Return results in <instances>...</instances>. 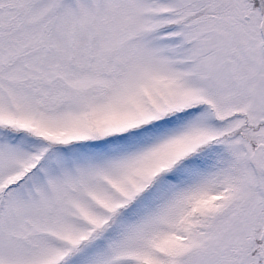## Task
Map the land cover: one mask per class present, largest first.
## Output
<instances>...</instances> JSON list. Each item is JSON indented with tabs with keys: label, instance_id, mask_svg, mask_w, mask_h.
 Returning a JSON list of instances; mask_svg holds the SVG:
<instances>
[{
	"label": "snow or ice",
	"instance_id": "obj_1",
	"mask_svg": "<svg viewBox=\"0 0 264 264\" xmlns=\"http://www.w3.org/2000/svg\"><path fill=\"white\" fill-rule=\"evenodd\" d=\"M0 264H264V0H0Z\"/></svg>",
	"mask_w": 264,
	"mask_h": 264
}]
</instances>
